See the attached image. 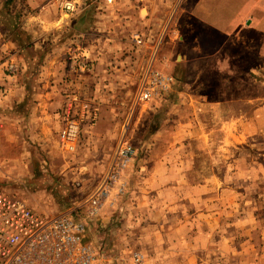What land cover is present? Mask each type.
I'll return each mask as SVG.
<instances>
[{"label":"rangeland","instance_id":"374dc122","mask_svg":"<svg viewBox=\"0 0 264 264\" xmlns=\"http://www.w3.org/2000/svg\"><path fill=\"white\" fill-rule=\"evenodd\" d=\"M198 1L0 0V192L85 219L130 122L124 190L87 220L107 264H264V0L220 1L224 33ZM148 68L174 81L145 102Z\"/></svg>","mask_w":264,"mask_h":264},{"label":"built area","instance_id":"2783aa9c","mask_svg":"<svg viewBox=\"0 0 264 264\" xmlns=\"http://www.w3.org/2000/svg\"><path fill=\"white\" fill-rule=\"evenodd\" d=\"M108 2L113 3V0ZM65 8L68 13L77 10L73 2H68ZM142 42L140 36L135 37L136 45L140 46ZM10 71L15 73L16 68L10 66ZM173 81L172 76L148 68L142 82L140 99L145 102L152 100L161 91H168ZM86 114H90L91 121H95L99 108L84 106L78 117L72 115L70 110L66 114L59 133V145L69 154L76 152ZM129 125L127 121L123 127L122 139L107 173L88 202L85 219H77L70 214L45 216L25 202L0 192V264H107L110 256L86 239L87 220L100 213L116 186L121 192L124 190V184L120 183L121 177L135 153L134 148L125 140ZM84 236L86 243L83 242ZM135 261H141L138 254H135Z\"/></svg>","mask_w":264,"mask_h":264},{"label":"crops","instance_id":"0c3cea01","mask_svg":"<svg viewBox=\"0 0 264 264\" xmlns=\"http://www.w3.org/2000/svg\"><path fill=\"white\" fill-rule=\"evenodd\" d=\"M220 1L226 0H213L211 5V13L207 12V7L209 8V0H199L195 8V15H197L201 23H205L208 27L210 26L215 31L220 33L229 32L231 25H233L235 19H233L237 13L240 11V7H234L229 14L226 15V10H220ZM234 1V0H233ZM210 7V8H211ZM212 15V16H211ZM212 22L209 20V17ZM216 21V25H215ZM253 21V19H252ZM27 204V203H26Z\"/></svg>","mask_w":264,"mask_h":264}]
</instances>
